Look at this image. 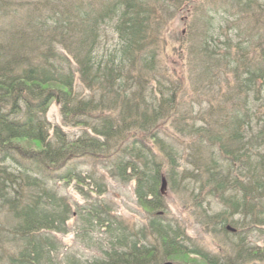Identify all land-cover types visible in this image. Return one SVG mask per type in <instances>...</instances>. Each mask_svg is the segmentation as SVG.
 <instances>
[{
    "label": "trees",
    "instance_id": "trees-1",
    "mask_svg": "<svg viewBox=\"0 0 264 264\" xmlns=\"http://www.w3.org/2000/svg\"><path fill=\"white\" fill-rule=\"evenodd\" d=\"M151 1L157 0H117L94 9L84 0H27L12 7L0 0L2 17L15 16L19 23L13 26L26 24L16 32L0 31L6 32L0 41V219L11 218L2 221L9 242L21 241L15 254H0L4 264H37L50 251L42 235L63 230L71 207L67 197L51 198L46 183L52 178L74 181L76 191L92 200L75 214L89 223L93 217L102 228L115 224L123 234L122 247L109 258L85 264H149L157 258L158 241L161 261L180 251L208 263L167 219L159 187L163 174L180 175L184 184L201 181L200 189L227 195L223 210L211 218L218 230L264 224V2L220 0L217 8L194 11L184 35L190 41L170 66L158 59L167 22L151 18ZM220 21L229 28L220 31ZM101 23L112 27L113 43L98 37ZM74 72L83 95L75 92ZM185 75L197 92L188 99L180 94ZM55 97L61 120L83 128L73 139L39 115ZM26 148L33 150L27 154ZM78 157L110 169L122 182L133 181L137 204L150 214L147 227L155 244L125 235L124 220L91 196L104 193L102 177L79 176L72 165L61 169ZM224 161L230 162L226 170ZM48 196L53 202L40 201ZM250 250L246 263L259 255Z\"/></svg>",
    "mask_w": 264,
    "mask_h": 264
},
{
    "label": "rangeland",
    "instance_id": "rangeland-1",
    "mask_svg": "<svg viewBox=\"0 0 264 264\" xmlns=\"http://www.w3.org/2000/svg\"><path fill=\"white\" fill-rule=\"evenodd\" d=\"M26 1L27 0H4V5L12 7L15 4L23 5V3H26ZM98 1L99 0H84V3L87 2L90 4V6L94 7L98 4ZM193 1L195 3H209V0ZM212 1L216 2V0ZM260 1L264 2V0ZM219 6L220 4L218 7ZM165 12H167V10H165ZM22 15L23 10L21 13H19V17ZM14 17L15 16L10 14L7 17H2L0 13V31H5L8 28L12 29L13 32H16L22 29L23 25L26 26L24 21L21 24L13 26L14 22H18V19ZM227 24L230 25L229 22L225 24V22L220 21L221 29L219 30L222 32L227 30L229 28L226 27ZM182 26L181 20L175 19L170 27H162L163 38L161 41L164 40V48L163 52H161V55H165L164 57H167V59L172 62L177 60L176 55L180 49V44L183 43V40H181L178 35L174 33V31L181 30ZM260 26H264V21ZM170 29L174 31H170ZM101 30H103V32ZM104 30L109 32V34L105 36ZM99 31L102 37L101 41H104V43L106 41L108 44H111L114 42V39H116L110 26L106 23L100 24ZM0 35L3 36L0 38V41L6 39V32ZM73 82L75 92L79 95H83L85 90L78 82L77 74L75 72ZM183 84L188 87V90L190 89L189 78L186 75ZM85 99L86 98H84V100ZM59 104L60 102H56V98L52 99L51 105L46 111V115L44 113L42 116H44L46 123L49 122L51 125L55 124L60 126L67 137L73 139L76 135L80 134L83 128L74 125L71 122L70 124L69 122L61 120L58 114ZM92 121L95 120H87V123L90 124ZM157 123L160 124L162 121L159 120ZM146 136L147 133L145 132L141 134V137ZM97 137L100 139L98 135ZM149 137L150 136H147L148 140ZM189 137L190 136L185 135L184 140L190 139ZM24 143H26V141H24L23 144ZM30 145L37 148L31 142ZM91 146L92 149H97V144H92ZM181 149H183L182 146ZM32 150L33 149L26 148V153L29 154L32 152ZM103 150L104 149L98 151ZM186 150L187 149H185V152ZM182 160L184 159L179 158V163L181 165H186L189 168V165L185 164ZM93 163L94 162L92 160H87L84 162V165H80L76 169L79 170V172H83L84 176L92 174V171L94 170ZM229 163L230 162L227 161L221 162L222 168L226 170V166H229ZM70 165L71 164H69V167ZM95 168L97 169L96 172L99 170L97 175L103 177V179L100 181V184L105 186L104 193L99 197L102 199V202H104L117 213L119 219L124 220V222L129 225V228L125 231V235L135 234L136 238L132 237L135 241L138 240L143 242L145 241L144 239H148L151 244H155V239L150 229L147 227V225L144 226V224L148 222V219H151L150 214L143 207L137 204L132 185L128 183L126 184V182H122L119 179L113 177L110 169H105V172L102 171L99 166H96ZM239 178L241 179V182L244 179L243 177L237 176L236 180L238 182H240ZM200 183L201 181H191L188 184H184L180 175L163 174L159 187H162V189L166 191V195L164 197L169 207V214L172 213L171 216H173V218L179 222L180 227L187 232V234L190 236V239L195 244H198L199 248L205 250L206 252L220 256V260L217 264H232V262L234 263V261L239 260V256H241V260L238 261V264H247L245 258H249L246 257V254L249 255L250 249L252 253H259L257 258H255L256 262L259 264H264V252L260 251L264 247V224L254 223L257 225L243 227V229L240 230L241 232L239 230L238 232H231L226 229V226L223 228L224 230H218L217 225L212 224L213 222L211 221L213 220L211 218L213 215H217L223 210L224 206L222 203H224V199L227 195L221 196L217 192L209 193L207 190H202L199 188ZM46 184V187L53 192L51 198L56 196L63 198L68 197L69 206L71 207V214L67 215L64 225L60 227L63 229L62 231H53L52 235H42L43 238H48V240L51 242L47 246L50 248V251L48 252L47 258L43 254V257L40 260L35 261V263L49 264L50 261L57 259H60V262L63 264H73L75 262H79L80 264H85L87 262L93 263V261H101L105 260L107 257L109 258V255L113 252V248L119 250V247H122L124 237H122L123 234L120 233L118 227L115 224L110 226L108 224L104 225L106 228L100 227L101 224H99L100 226L98 227L97 224H93L95 220L93 217L89 218L91 220L88 219L93 224L92 225L91 223L87 222L86 219H84L85 216L81 217L80 214L74 213L72 202L70 200L79 201L81 199H86L85 196H80L76 189H73L74 183H72L73 186H70V184L65 185V183L62 182L57 183L55 181ZM191 191H194V196H192ZM91 196L93 198L95 197L93 194ZM51 198L49 196L46 198L42 197L40 201L43 202V200H45L46 202H53ZM2 217L3 214L1 218ZM10 219L11 218L8 215L0 219V236L3 237L6 247V249L2 248L0 250V254H3L6 251H8L10 254H15L17 251L16 246H20L21 244L19 239H16L14 243L9 242V239H12L9 234H6V228L9 226L5 225L2 221L4 220L9 222ZM154 226L155 222L151 226V229H153ZM68 227L70 231H68ZM77 229L78 234L81 236H75L74 238V232L75 230L77 231ZM65 231H68V233L63 235L62 233ZM61 241L63 244H65V250L60 245ZM158 243L160 244V241L157 242V248L153 250L156 251L157 258L149 264H162L165 261L160 260V255H163L162 252L164 249L163 245L160 248ZM68 244L70 245V248L67 249ZM145 259L147 260V258ZM242 259L244 260L242 261ZM166 261H168L167 263L170 262L172 264H208L191 253H182L180 251L178 253H174L172 256H169ZM0 264H4V259H0Z\"/></svg>",
    "mask_w": 264,
    "mask_h": 264
},
{
    "label": "water",
    "instance_id": "water-1",
    "mask_svg": "<svg viewBox=\"0 0 264 264\" xmlns=\"http://www.w3.org/2000/svg\"><path fill=\"white\" fill-rule=\"evenodd\" d=\"M163 264H171V263H167V262H166V263H163Z\"/></svg>",
    "mask_w": 264,
    "mask_h": 264
}]
</instances>
